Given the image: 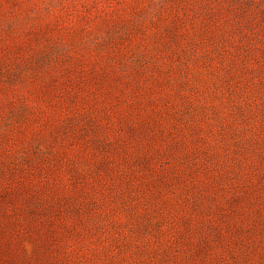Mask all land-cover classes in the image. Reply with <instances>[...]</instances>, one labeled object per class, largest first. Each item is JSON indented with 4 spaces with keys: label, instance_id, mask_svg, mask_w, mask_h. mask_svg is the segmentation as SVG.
<instances>
[{
    "label": "rangeland",
    "instance_id": "obj_1",
    "mask_svg": "<svg viewBox=\"0 0 264 264\" xmlns=\"http://www.w3.org/2000/svg\"><path fill=\"white\" fill-rule=\"evenodd\" d=\"M0 264H264V0H0Z\"/></svg>",
    "mask_w": 264,
    "mask_h": 264
}]
</instances>
